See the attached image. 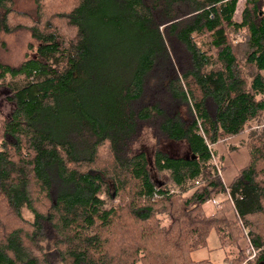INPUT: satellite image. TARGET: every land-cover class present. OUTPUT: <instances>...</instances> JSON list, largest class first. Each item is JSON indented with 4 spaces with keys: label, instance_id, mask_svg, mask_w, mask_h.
<instances>
[{
    "label": "trees",
    "instance_id": "1",
    "mask_svg": "<svg viewBox=\"0 0 264 264\" xmlns=\"http://www.w3.org/2000/svg\"><path fill=\"white\" fill-rule=\"evenodd\" d=\"M32 1L0 0V38L32 42L0 64V264H211L189 254L209 232L222 264L244 262L243 240V264H264V0L236 19V0ZM143 130L161 184L133 153ZM243 134L224 187L212 148Z\"/></svg>",
    "mask_w": 264,
    "mask_h": 264
},
{
    "label": "rangeland",
    "instance_id": "2",
    "mask_svg": "<svg viewBox=\"0 0 264 264\" xmlns=\"http://www.w3.org/2000/svg\"><path fill=\"white\" fill-rule=\"evenodd\" d=\"M14 6L13 8L16 11L22 12L23 14H29L33 15V1L32 0H13ZM236 18V16H235ZM235 41H237L240 44H243L244 37L242 34L235 36ZM29 43H32L30 41L29 35L25 31H17L14 34L10 35H3L0 38V64H8L15 66L19 62L23 61L25 58L32 57V52H29L27 50V47ZM242 50V49H241ZM239 60L242 61L241 56L239 55ZM243 62V61H242ZM262 77L264 78V70H262L260 73ZM5 82L11 81L14 84L22 85L20 79L16 80H10L8 76H5L4 78ZM264 81V79H263ZM5 90H0V116H8L10 113V105H8L5 101ZM261 123L259 122H251L249 125V128L251 129H257L259 128L258 125ZM141 137L133 144L134 152L133 153H143L146 160L149 163L148 166V174H150V180L153 185L161 184L162 183V177L158 174H153L151 170L152 160H151V154H152V146L150 142V137L148 133H145L144 130L141 132ZM246 141L245 134L238 136L236 139H226L223 140V142L217 143L212 150L215 153V156H213V159L211 162L218 167L217 163H220V167L222 169H225V166H228V164H232V168L236 170L239 165H236L234 163H241L247 160L246 151L244 142ZM160 149L162 152L171 157H186V147L181 144H175V143H163L161 142L159 144ZM230 149H233L230 150ZM223 182L226 181V179H222ZM217 200H215V204ZM212 204V206H211ZM206 204L203 206V213L206 215L212 214V208L215 206V204ZM232 212L226 213V218L231 219ZM23 216L26 219H30V216L28 213L23 212ZM206 245L203 248H200L199 250H193L190 252V258L191 260L198 262L201 260H206L211 264H222V260L225 258L227 251L222 250L218 247V239H216V236L214 232L207 233V236L205 238ZM245 241H241V243L238 245L239 248L245 249L246 247ZM245 255V252H244ZM246 257H244L245 259ZM249 261V260H248Z\"/></svg>",
    "mask_w": 264,
    "mask_h": 264
},
{
    "label": "crops",
    "instance_id": "3",
    "mask_svg": "<svg viewBox=\"0 0 264 264\" xmlns=\"http://www.w3.org/2000/svg\"><path fill=\"white\" fill-rule=\"evenodd\" d=\"M241 4H242V0H236V5H235V7H236V12L234 13V14H235L234 17H235V16L237 17L238 12L241 11V9H242ZM235 19H236V18H235ZM245 162H247V160H245L244 162L242 161L241 163H239V162H238V163H237V162L234 163V164H236V165H239L238 168H237L236 170H234V169L232 168V164H233V163H232L231 165L228 164V166H225V169L222 170L223 172L219 173V174H220V177H219V178H220V182H221V184H222L224 187H226V186L228 185L230 179L236 175V172L238 171V169L245 165ZM222 179H226V181L223 182ZM214 201H215V200H214ZM214 204H215V203H214ZM211 206H212V204H211ZM232 216H233V214H232Z\"/></svg>",
    "mask_w": 264,
    "mask_h": 264
},
{
    "label": "built area",
    "instance_id": "4",
    "mask_svg": "<svg viewBox=\"0 0 264 264\" xmlns=\"http://www.w3.org/2000/svg\"><path fill=\"white\" fill-rule=\"evenodd\" d=\"M212 203L214 204L215 203V201H212ZM243 252H245V260H244V262L245 261H248V260H252L253 258H254V256H255V252H253L250 248H249V246L246 244V247H245V249L243 250ZM243 262V263H244ZM242 263V264H243Z\"/></svg>",
    "mask_w": 264,
    "mask_h": 264
}]
</instances>
